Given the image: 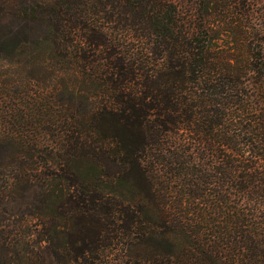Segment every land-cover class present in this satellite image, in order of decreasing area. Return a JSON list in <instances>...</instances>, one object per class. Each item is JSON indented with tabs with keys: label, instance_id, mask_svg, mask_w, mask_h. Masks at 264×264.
<instances>
[{
	"label": "trees",
	"instance_id": "16d2710c",
	"mask_svg": "<svg viewBox=\"0 0 264 264\" xmlns=\"http://www.w3.org/2000/svg\"><path fill=\"white\" fill-rule=\"evenodd\" d=\"M0 56V218L35 228L0 249L264 264V0H0Z\"/></svg>",
	"mask_w": 264,
	"mask_h": 264
},
{
	"label": "rangeland",
	"instance_id": "374dc122",
	"mask_svg": "<svg viewBox=\"0 0 264 264\" xmlns=\"http://www.w3.org/2000/svg\"><path fill=\"white\" fill-rule=\"evenodd\" d=\"M16 68L13 66L12 58L9 56L2 58L0 56V90L7 89L9 91V104L7 100L5 103L0 102V110L15 111L19 107H22L21 95L14 94V86L12 85V80L16 77ZM24 210V205L15 202L4 206V212L1 213L0 218V229L7 231L10 238L13 237L18 230H34V224L32 222H27L25 220L15 219V214ZM41 230V227L37 229ZM4 238V237H3ZM36 246H40L39 250L33 248V243L29 246H25L23 243L19 244L18 252L14 253L10 249H0V264H63L56 250L49 247L48 243L40 241L39 237L33 236ZM24 242L28 241L26 238L23 239ZM2 241V240H1ZM5 246V245H4ZM128 252H144L141 249L135 250L130 249Z\"/></svg>",
	"mask_w": 264,
	"mask_h": 264
}]
</instances>
